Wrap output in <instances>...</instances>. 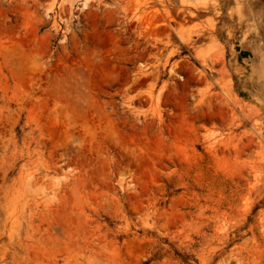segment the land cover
<instances>
[{
    "label": "rangeland",
    "instance_id": "rangeland-1",
    "mask_svg": "<svg viewBox=\"0 0 264 264\" xmlns=\"http://www.w3.org/2000/svg\"><path fill=\"white\" fill-rule=\"evenodd\" d=\"M0 264H264V0H0Z\"/></svg>",
    "mask_w": 264,
    "mask_h": 264
},
{
    "label": "bare ground",
    "instance_id": "bare-ground-1",
    "mask_svg": "<svg viewBox=\"0 0 264 264\" xmlns=\"http://www.w3.org/2000/svg\"><path fill=\"white\" fill-rule=\"evenodd\" d=\"M83 4H84V5H86V1H85V2H83Z\"/></svg>",
    "mask_w": 264,
    "mask_h": 264
}]
</instances>
